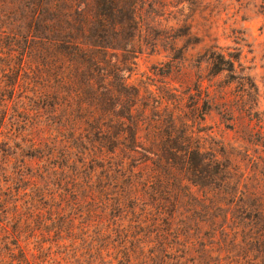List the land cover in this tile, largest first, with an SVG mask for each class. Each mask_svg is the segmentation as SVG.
Masks as SVG:
<instances>
[{
	"label": "rangeland",
	"instance_id": "1",
	"mask_svg": "<svg viewBox=\"0 0 264 264\" xmlns=\"http://www.w3.org/2000/svg\"><path fill=\"white\" fill-rule=\"evenodd\" d=\"M56 1L0 0V258L18 231L32 264H264V0H137L131 53L97 69L70 65ZM122 84L158 155L131 181L100 160L129 145Z\"/></svg>",
	"mask_w": 264,
	"mask_h": 264
},
{
	"label": "trees",
	"instance_id": "2",
	"mask_svg": "<svg viewBox=\"0 0 264 264\" xmlns=\"http://www.w3.org/2000/svg\"><path fill=\"white\" fill-rule=\"evenodd\" d=\"M37 1L39 3L40 0ZM61 3L68 5L63 14L65 19L63 23L67 26L65 29L67 35L64 37L66 41L61 49L70 57L71 66L79 65L82 67L90 65L97 69L103 65L101 62H98L99 59L97 57L100 55H105L109 51L131 53L132 44L129 43V39L131 40V38H134V35L139 36L142 28L140 18L137 17L139 1L57 0L54 4L55 8ZM36 6L40 8L39 5ZM57 18L58 17H55V21H51L49 24L59 21L56 20ZM36 19L37 18L32 20L36 22ZM49 24H43L42 26L50 35L53 31L50 30ZM29 29L31 28L29 27ZM74 33H76V36ZM37 38V36H30L29 39L26 40V44L32 43L34 39ZM42 39L43 40L40 41L41 46H54L52 41L47 37H43ZM123 41L124 43H121ZM41 43H44V45ZM49 51L50 49L48 47L42 49L43 54L41 56V61L44 69L47 68L45 54H48ZM208 61L213 67V54L208 55ZM128 66L129 65L119 66L116 68V71L126 72L129 70ZM118 88L119 92H126L127 90H131V92L126 93L123 103L115 107L114 111L120 108L119 112H123L112 116L110 123L118 125V128L122 132V136L118 138H129L127 142L129 145L121 149L114 146L110 151L102 153L100 160L104 163L103 167L106 169V177H112L113 174H116V176L123 181H131L132 178L138 174L136 172L140 168L146 167V162H151L154 157L158 158V155L148 149L136 146L140 140L139 132L145 131L147 128L145 122L146 110L136 109L135 101L138 99L137 91L123 84L118 85ZM113 93V99H115L118 89H114ZM98 119V115H93V117L88 120V125H90L93 133L97 132L98 135L104 136L106 134L103 129L104 121ZM139 148L142 154L138 151ZM116 151L120 152L121 159L116 156ZM173 153L172 151L168 152L171 157L179 155L178 153ZM191 153L192 152L189 150L181 151V155L186 161L189 160ZM111 155H113V157H111ZM138 156L142 157L145 161L141 162L142 159H138ZM152 178L149 180H152ZM149 186L150 184H147V187ZM1 232L7 234L8 230L0 222V233ZM3 238H5V243L7 242V244L3 243V250L6 252L7 260L0 258V264H32L24 251L20 248L18 243V231H15V237L13 235L12 241H7L6 237Z\"/></svg>",
	"mask_w": 264,
	"mask_h": 264
}]
</instances>
